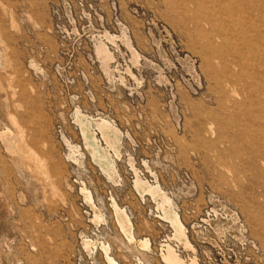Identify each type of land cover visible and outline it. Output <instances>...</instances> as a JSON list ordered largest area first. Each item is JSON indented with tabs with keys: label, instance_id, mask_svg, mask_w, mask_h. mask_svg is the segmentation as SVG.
I'll return each mask as SVG.
<instances>
[{
	"label": "rangeland",
	"instance_id": "rangeland-1",
	"mask_svg": "<svg viewBox=\"0 0 264 264\" xmlns=\"http://www.w3.org/2000/svg\"><path fill=\"white\" fill-rule=\"evenodd\" d=\"M262 13L0 0V264H264Z\"/></svg>",
	"mask_w": 264,
	"mask_h": 264
},
{
	"label": "bare ground",
	"instance_id": "bare-ground-1",
	"mask_svg": "<svg viewBox=\"0 0 264 264\" xmlns=\"http://www.w3.org/2000/svg\"><path fill=\"white\" fill-rule=\"evenodd\" d=\"M12 14H14V13H12ZM262 14H263V16H260L257 19L258 23H257L256 27L261 28V32H262V34H264V13H262ZM228 17H231V14H228ZM216 18H212V16L210 14H205V19H203V22H201L199 24H200V26H202L201 28L203 29V31L207 34V38L211 37L209 35H212V37L217 36L222 41L223 45L224 44L226 45L227 43H230V41H231V38L229 36V32L232 30V27L230 26V24L224 25V28L222 27L223 30H221L219 27H217V23L214 22V21H216ZM228 19H230V18H228ZM200 21H201V19H200ZM199 24H198V21L197 22L195 21V25L197 27H198ZM204 25H205V27L206 26H208V27L204 28L203 27ZM216 27L218 29H216ZM108 56H110V55H108ZM19 132H21V131H19ZM23 141H24L23 140V135H21V133H19V135L17 136V144H15L13 146V150H14L15 153L19 154L20 156H22L24 158H28L29 157V159H30V158H32V156L29 155V152L27 150L26 151L24 150ZM10 144H12V143H10ZM9 147H11V146H9Z\"/></svg>",
	"mask_w": 264,
	"mask_h": 264
}]
</instances>
